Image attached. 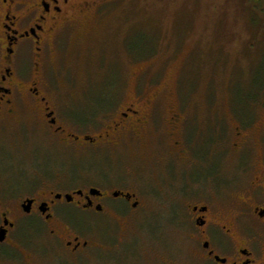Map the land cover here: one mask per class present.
Segmentation results:
<instances>
[{
  "label": "rangeland",
  "instance_id": "obj_1",
  "mask_svg": "<svg viewBox=\"0 0 264 264\" xmlns=\"http://www.w3.org/2000/svg\"><path fill=\"white\" fill-rule=\"evenodd\" d=\"M88 1L89 9L73 11L50 38L37 86L63 122L81 120L89 135L131 103L147 121L120 145L76 152L58 138L43 139V122L26 101L22 122L0 124V189L9 196L29 190L26 167L48 163L67 164L42 184L47 189L80 187L101 175L134 192L141 207L119 228L80 227L104 244L89 257L96 264H165L187 251L179 209L213 200L228 211L264 165V0ZM175 113L177 132L169 123ZM75 157L82 159L72 164ZM30 228L26 239L45 242L38 218Z\"/></svg>",
  "mask_w": 264,
  "mask_h": 264
},
{
  "label": "flooded vegetation",
  "instance_id": "obj_2",
  "mask_svg": "<svg viewBox=\"0 0 264 264\" xmlns=\"http://www.w3.org/2000/svg\"><path fill=\"white\" fill-rule=\"evenodd\" d=\"M91 5L88 0H0V124L9 119L22 122L20 111L28 101L34 119L43 122L38 128L43 139L58 138L64 147L79 152L90 144L120 145L147 121L148 116H141L131 103L102 124L100 131L89 135L80 129L81 120L65 116L63 122L37 86L41 66L49 59L50 38L58 25L68 22L73 11L84 12ZM149 104L144 100L147 108ZM89 119L91 116L83 123ZM169 120L170 129L177 132L179 116L175 113ZM240 138L242 141L245 136L241 134ZM179 143L174 142L175 146ZM75 158H69L72 164L82 159ZM66 164L55 167L48 163L44 169L26 167L24 179L28 184L24 185L30 186L29 190L16 189L9 196L0 189V264H96L89 254L104 244L95 234L79 228H119L140 209L141 202L134 192L111 185L101 175L87 179L80 187L64 188L66 183L59 182L57 186L64 190L42 186L65 171ZM68 168L66 172L73 175ZM255 170L237 206L228 211L222 212V206L213 200L189 203L179 209L178 226L186 235L187 251L177 260H165V264H264V165ZM116 203L125 210L117 209ZM65 206L78 215L95 217H68L62 208ZM99 215L106 217L97 220ZM34 217L43 224V243L24 237Z\"/></svg>",
  "mask_w": 264,
  "mask_h": 264
},
{
  "label": "trees",
  "instance_id": "obj_3",
  "mask_svg": "<svg viewBox=\"0 0 264 264\" xmlns=\"http://www.w3.org/2000/svg\"><path fill=\"white\" fill-rule=\"evenodd\" d=\"M255 1H259V0H255Z\"/></svg>",
  "mask_w": 264,
  "mask_h": 264
}]
</instances>
